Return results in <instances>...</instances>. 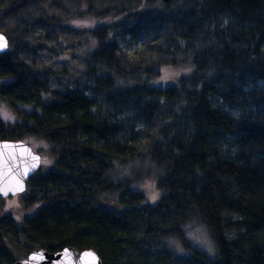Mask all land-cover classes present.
Listing matches in <instances>:
<instances>
[{"label": "trees", "instance_id": "obj_1", "mask_svg": "<svg viewBox=\"0 0 264 264\" xmlns=\"http://www.w3.org/2000/svg\"><path fill=\"white\" fill-rule=\"evenodd\" d=\"M0 34V142L51 157L21 218L0 209V264L67 247L102 264H264V0H0ZM163 68L188 72L156 86ZM134 160L151 170L108 180Z\"/></svg>", "mask_w": 264, "mask_h": 264}, {"label": "water", "instance_id": "obj_2", "mask_svg": "<svg viewBox=\"0 0 264 264\" xmlns=\"http://www.w3.org/2000/svg\"><path fill=\"white\" fill-rule=\"evenodd\" d=\"M147 1V0H142ZM168 3L169 0H161ZM4 46L0 55L8 49V42L0 34ZM40 168V157L24 142H0V200L25 193L29 179ZM14 264H102L92 250L77 251L71 247L55 253L43 249L30 251L25 260Z\"/></svg>", "mask_w": 264, "mask_h": 264}, {"label": "rangeland", "instance_id": "obj_3", "mask_svg": "<svg viewBox=\"0 0 264 264\" xmlns=\"http://www.w3.org/2000/svg\"><path fill=\"white\" fill-rule=\"evenodd\" d=\"M94 22H80V23H75L73 24L74 26H92L94 25ZM188 72V69H173V68H163L161 69L160 76L161 78L154 81V85L156 86H162L165 84H171L175 78L181 77L182 74H185ZM25 144L30 146V148L33 150L35 154H37L40 157V168L39 172L44 173L48 170V166L51 162V157L49 154V146L38 140H32V139H26L23 141ZM134 171H142L144 172L145 170H151L150 165H147L145 163L141 164L138 162V160L134 161H129L125 164H120V163H114L112 169L110 170L109 173H107V178L109 181L115 182L118 181L122 178H131L132 174ZM145 173V172H144ZM146 174V173H145ZM149 174V173H148ZM139 187V191L141 190L143 193H145L148 197V200L150 203L155 204L156 201L158 200V192L154 186V181L152 177L149 176L147 179L143 178L141 180V184L137 185ZM133 189L136 190L135 185L132 187ZM23 194L14 196V197H9L6 199H1L0 200V209H2L3 212L5 213H16L15 219H20L21 216H18L17 214L21 215L23 212H21L22 209V203H21V197ZM101 200L106 203V205L112 209L117 210L118 212H122V209H118L116 206V200L114 199L113 196H105L102 197ZM18 212V213H17ZM185 238L189 243H191L196 249L199 251L205 252L208 257L213 256V252L210 250V245H209V240H207L205 232L201 228H196L194 226L187 227L185 230ZM168 242L173 245L174 250L177 254L185 255L186 252L183 251L181 246L175 242L172 239H169Z\"/></svg>", "mask_w": 264, "mask_h": 264}, {"label": "snow or ice", "instance_id": "obj_4", "mask_svg": "<svg viewBox=\"0 0 264 264\" xmlns=\"http://www.w3.org/2000/svg\"><path fill=\"white\" fill-rule=\"evenodd\" d=\"M0 41H2V38H0ZM4 44L3 43H0V47H3Z\"/></svg>", "mask_w": 264, "mask_h": 264}]
</instances>
